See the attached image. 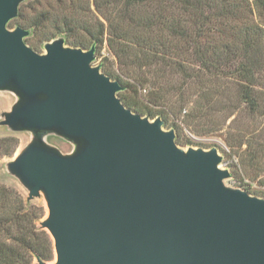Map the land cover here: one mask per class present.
<instances>
[{
	"label": "water",
	"instance_id": "water-1",
	"mask_svg": "<svg viewBox=\"0 0 264 264\" xmlns=\"http://www.w3.org/2000/svg\"><path fill=\"white\" fill-rule=\"evenodd\" d=\"M24 1L0 0V92L16 98L0 126L32 136L6 170L45 202L55 262L35 264H264V199L224 184L216 148L182 149L160 117L125 107L94 46L29 47L7 27Z\"/></svg>",
	"mask_w": 264,
	"mask_h": 264
},
{
	"label": "trees",
	"instance_id": "trees-1",
	"mask_svg": "<svg viewBox=\"0 0 264 264\" xmlns=\"http://www.w3.org/2000/svg\"><path fill=\"white\" fill-rule=\"evenodd\" d=\"M21 6L8 24L28 30L24 42L33 49L35 38L41 43L61 37L71 47L94 46L96 55L105 42L118 72L112 61L99 67L121 86V103L149 119L160 117L179 146L191 142L170 123L173 109L184 114L187 127L204 125L206 133L223 127L216 121L221 106L226 121L236 112L264 119V0H31L30 16ZM142 88L145 103L137 96ZM169 92L178 99L169 102ZM240 134L244 138L248 132ZM259 136L255 147L244 151L249 159L242 160L247 169L258 164L253 175L258 168L264 171V137ZM16 146L15 137L0 138V159ZM235 182L251 193L250 185ZM42 216L43 208L0 184V264L53 259L52 240L37 226Z\"/></svg>",
	"mask_w": 264,
	"mask_h": 264
},
{
	"label": "rangeland",
	"instance_id": "rangeland-1",
	"mask_svg": "<svg viewBox=\"0 0 264 264\" xmlns=\"http://www.w3.org/2000/svg\"><path fill=\"white\" fill-rule=\"evenodd\" d=\"M30 1L31 0H26L20 4L22 6L25 5L23 13H27L29 16H30L29 13H33V11L31 12L29 11ZM17 26L14 25L13 23H10L7 25L8 29L10 30H13ZM56 38L58 37H55L54 39ZM36 39L38 38H35L32 40L33 43H37L36 48L34 49L32 47L31 48L38 53H43L44 52L43 45L46 42L39 43ZM95 57L96 59L92 63V65L94 66H99L100 64H104L107 66L109 65L108 62L112 61L114 63V60H115L112 54L109 52L105 42L103 43L100 51L96 53ZM113 69H115V71L118 72L117 66L115 63L113 65ZM147 77H149L150 81L153 79L152 78L153 76L149 75ZM111 80H114V79H111ZM144 87L145 89L148 90L149 86H144ZM146 93L147 92L146 90H144V88L140 89L139 92L137 93L139 100L144 101V103H145V98L148 97ZM166 99H168L169 102H174L178 99V93L169 92ZM15 102H16V98L11 93L0 92V120L2 119V114L5 112H9L12 105ZM169 102L165 104V107L166 106L168 107ZM184 109L188 110L189 107L185 106ZM222 109L224 108L221 106V108L219 107V110H217L216 112L217 120L216 121H217V127L220 121L224 125L220 130L218 131L214 130L213 133H206L207 130L204 125L198 126V128L187 127L184 124V114L182 113L178 114L177 110L173 109L172 110L173 114L171 113V116L169 117V119L171 120L170 123L176 122L178 126L181 128V132H180L181 137H183L185 140H188V142H191V144H187L186 146H179V145L178 146L182 149H187L188 147L201 148L203 150H209L211 148H216L218 151V154L222 158L221 167L224 169H227L230 173V178L224 181V184L226 186L232 187V188H240V187H236L238 183H236L235 181H242L245 185H250L251 193L264 192V186H261V182H264V171L258 168L257 175H253L254 168L258 164L255 166L249 167L248 169L244 168L242 165L243 158L247 156L244 154V151L247 149V147L248 149L250 148L253 149V147H255L256 145L254 144V141L260 140L259 135H261V137H264V119L262 118L260 119L256 117L255 119H252L249 115H246V114H240L237 117L235 116L237 114L236 112L233 116L229 117L228 120L226 121L225 120L226 112L223 111ZM232 121L234 122L236 121V123L235 125L232 124V127L230 128L231 126L230 124ZM163 129L170 130L168 129L167 126H163ZM195 131H197V133ZM240 131L244 132V134L248 132V134H246V137L243 138L242 134H240ZM9 136H13L17 139V146H16L15 151L10 157H3L0 159V184L6 187L7 189L15 191L26 203L36 206L38 208L40 207L43 208V216L39 220L41 221L47 214V209H46L43 197H39L31 201H27L26 189L17 181V179L9 175L6 170V164L13 159V157L15 156L16 153H18V151H20L30 142L32 136L30 133H27V132H11L6 127L0 126V138H5ZM44 141L47 144L56 147L63 154L70 153L72 150V145L69 142L57 136H54V135H47L44 138ZM241 141L242 142L244 141L245 143L244 144L242 143V146L239 147L238 144H240ZM262 155L264 156V154ZM245 159L247 160L249 159V157H246ZM232 174H233V178H231ZM251 193L249 194L253 195ZM253 196L264 199V195L262 196L253 195ZM39 221L37 223L38 227H39ZM54 262H55V254L53 251V259L47 263H54ZM34 264H35V261H34Z\"/></svg>",
	"mask_w": 264,
	"mask_h": 264
}]
</instances>
